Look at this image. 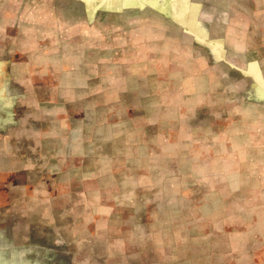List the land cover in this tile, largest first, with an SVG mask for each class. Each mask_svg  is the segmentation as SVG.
Returning <instances> with one entry per match:
<instances>
[{"label": "rangeland", "instance_id": "obj_1", "mask_svg": "<svg viewBox=\"0 0 264 264\" xmlns=\"http://www.w3.org/2000/svg\"><path fill=\"white\" fill-rule=\"evenodd\" d=\"M0 264H264V0H0Z\"/></svg>", "mask_w": 264, "mask_h": 264}]
</instances>
